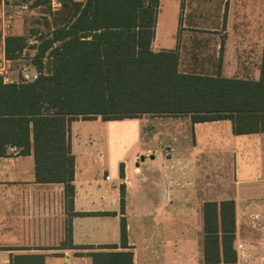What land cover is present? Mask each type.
Masks as SVG:
<instances>
[{
  "label": "crops",
  "instance_id": "crops-1",
  "mask_svg": "<svg viewBox=\"0 0 264 264\" xmlns=\"http://www.w3.org/2000/svg\"><path fill=\"white\" fill-rule=\"evenodd\" d=\"M9 8L19 5L0 0V52L7 36H23ZM150 48L173 52L181 74L264 82V0H160ZM136 118L149 122L118 158L114 180L93 160L99 148L69 134L71 122L85 120L68 122L71 204L64 183L37 181L33 148L23 155L8 147L0 156V264L16 256L93 264V253L106 252H131L132 264H208L203 206L225 201L234 203L236 261L216 264H264V131L236 134L230 119L194 122L190 113ZM180 127L193 130L192 140Z\"/></svg>",
  "mask_w": 264,
  "mask_h": 264
},
{
  "label": "trees",
  "instance_id": "trees-1",
  "mask_svg": "<svg viewBox=\"0 0 264 264\" xmlns=\"http://www.w3.org/2000/svg\"><path fill=\"white\" fill-rule=\"evenodd\" d=\"M159 4L160 0H60L50 34L36 48V78L5 82L0 76V156L7 155L10 146L23 155L33 148L37 181L64 183L71 204L75 161L67 133L74 118L190 113L194 122L230 119L236 134L263 132L264 82L181 74L173 52H152ZM26 47L25 36L5 38L10 60ZM121 202L123 208L124 190ZM203 213L205 262L234 263L233 201L206 202ZM67 238L71 239L70 230ZM121 245L127 247L124 223ZM92 258L93 264H132L131 252L93 253ZM12 264H43V259L16 256Z\"/></svg>",
  "mask_w": 264,
  "mask_h": 264
},
{
  "label": "rangeland",
  "instance_id": "rangeland-1",
  "mask_svg": "<svg viewBox=\"0 0 264 264\" xmlns=\"http://www.w3.org/2000/svg\"><path fill=\"white\" fill-rule=\"evenodd\" d=\"M12 1L13 5H19V9L13 11L12 8H9L13 12H10L11 10L8 12L14 13L18 17L21 34L27 38V47L16 60H12L7 78L12 80V82H28L38 75L34 65L37 53L36 48L42 40L48 38L51 32L49 24L55 11L60 8L57 5L60 0H42L39 5H36L38 0ZM24 5L25 8H23ZM162 22L164 21L160 16L157 26L158 37L162 34ZM167 26L165 25L166 28ZM2 41V34L0 33V50ZM158 42L155 43V46H157ZM45 62L47 61L45 60ZM48 70L49 68L45 64L44 72L47 73ZM147 122L149 121L144 118L143 120L124 118L117 120L74 121L70 124L69 134L73 140L88 141L95 148H99L98 152L92 155L93 160L99 165H101V162H105L107 164L106 172L103 175H108L114 180L121 169V165L117 163L118 158L127 156L129 148L135 141L140 142L143 133L141 125H146ZM177 133L180 135L186 134L188 140L193 138V130L191 128L184 129L180 127ZM141 157L143 156L140 155Z\"/></svg>",
  "mask_w": 264,
  "mask_h": 264
},
{
  "label": "built area",
  "instance_id": "built-area-1",
  "mask_svg": "<svg viewBox=\"0 0 264 264\" xmlns=\"http://www.w3.org/2000/svg\"><path fill=\"white\" fill-rule=\"evenodd\" d=\"M11 64V60L6 57L5 52H0V75L3 79H8L9 75V66ZM108 178V177H107Z\"/></svg>",
  "mask_w": 264,
  "mask_h": 264
},
{
  "label": "water",
  "instance_id": "water-1",
  "mask_svg": "<svg viewBox=\"0 0 264 264\" xmlns=\"http://www.w3.org/2000/svg\"><path fill=\"white\" fill-rule=\"evenodd\" d=\"M144 158L143 157H141V160H143Z\"/></svg>",
  "mask_w": 264,
  "mask_h": 264
}]
</instances>
